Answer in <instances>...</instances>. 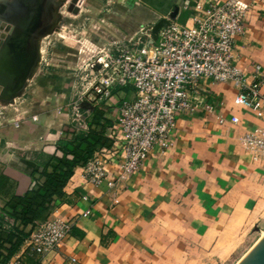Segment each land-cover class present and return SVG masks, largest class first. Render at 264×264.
I'll return each instance as SVG.
<instances>
[{"label": "crops", "instance_id": "crops-1", "mask_svg": "<svg viewBox=\"0 0 264 264\" xmlns=\"http://www.w3.org/2000/svg\"><path fill=\"white\" fill-rule=\"evenodd\" d=\"M87 1L99 9L98 14L101 9L108 12L102 25L109 33L91 30L80 50L58 54L57 71L68 72L79 64L71 66L74 53L79 59L82 51L94 55L116 42L133 40L148 26L168 18L175 7L180 10L177 21L186 24L197 5L208 8L226 0ZM239 4L249 13L244 33L236 40L234 59L253 82V65L264 69V0ZM29 82L12 92L16 85L0 80V213L5 215L3 208L32 190L52 158L61 156L62 149L71 151L81 135L72 131L65 108L72 96V75L59 73L35 89ZM202 84L204 91L193 98L192 110L177 118L175 147L155 152L138 173L119 177L112 171L97 187L78 167L74 170L64 195L51 209L53 216L71 222L72 229L60 250L42 258L26 256L28 264H199L218 240L224 247L230 230L245 225L256 210H264V151H254L248 143L251 134L264 129V115L259 118L252 109L236 105L238 90L233 86ZM134 95L132 89H125L110 107L86 110L89 131L95 110L104 112L100 124L109 129L103 148L112 142L115 104ZM220 116L228 122L220 125ZM233 116L239 118L237 125L229 122ZM231 246L225 257L236 245ZM23 253L21 246L16 255Z\"/></svg>", "mask_w": 264, "mask_h": 264}, {"label": "built area", "instance_id": "built-area-1", "mask_svg": "<svg viewBox=\"0 0 264 264\" xmlns=\"http://www.w3.org/2000/svg\"><path fill=\"white\" fill-rule=\"evenodd\" d=\"M239 3L226 0L208 8L197 5L189 23L176 20L161 30L151 46L143 39H133L116 42L91 56L75 77L71 100L65 105L76 136L89 132L85 104L110 107L116 94L125 89H132L135 95L115 104L118 112L109 134L111 147L100 148L77 168L89 183L103 185L112 171L119 177L133 176L155 152L173 149L177 118L192 110L193 98L204 91L203 82L233 86L238 90L236 105L263 118V66L253 65L254 81L249 82L234 59L236 40L244 33L249 13ZM20 121L14 122L16 127ZM227 122L222 116L218 118L220 125ZM229 122L237 125L239 118L233 116ZM248 143L252 150L264 151V129L251 134ZM114 186V181L108 183L110 189ZM1 217L9 224L4 228L9 229L14 220L3 213ZM71 229V222L49 215L25 240L24 253L3 264H28L26 256L42 258L60 250Z\"/></svg>", "mask_w": 264, "mask_h": 264}, {"label": "rangeland", "instance_id": "rangeland-1", "mask_svg": "<svg viewBox=\"0 0 264 264\" xmlns=\"http://www.w3.org/2000/svg\"><path fill=\"white\" fill-rule=\"evenodd\" d=\"M46 2L47 0H44L43 6H45ZM70 2L71 0H63L58 7H55L53 19L50 20L48 26L38 32L34 39V56L31 66V70L34 69V73L31 78H26V80L30 79L28 85L33 89L47 79L58 77L59 73L66 77L69 74L72 75L73 86H75V77L79 76V71L88 63L92 54L87 55L82 51V56H79L78 59V52L74 53L76 61H72L71 66L76 62L79 64L77 66L75 64L68 69V72L56 70L54 64L57 63V60H60L58 54L80 50L79 45L82 44L83 40L88 39V34H90L91 30L109 33V30L102 25V23H105L106 14L108 13L105 9H101V14L99 13V15V9L95 5L90 6L89 1L86 3L85 0L80 13L74 15L68 12ZM109 29L111 30L112 28ZM24 96L26 95L24 94ZM255 213L257 215L253 214L245 225L235 228L233 231L230 230L224 242V247L219 246L220 240H218L206 252V257L204 256L202 262L199 264H238L264 233V210H256ZM231 244H235L236 246L232 253L225 257L227 248L232 247Z\"/></svg>", "mask_w": 264, "mask_h": 264}, {"label": "water", "instance_id": "water-1", "mask_svg": "<svg viewBox=\"0 0 264 264\" xmlns=\"http://www.w3.org/2000/svg\"><path fill=\"white\" fill-rule=\"evenodd\" d=\"M61 1L47 0L41 11L44 0H0V77L6 85H16L12 92L24 86L32 66L34 39L53 19L55 7ZM84 3L85 0H71L68 12L78 15ZM179 11L175 7L168 18L149 26L134 41L143 39L148 46L153 45L161 30L177 20ZM90 108L91 105H84L85 110ZM239 264H264V237Z\"/></svg>", "mask_w": 264, "mask_h": 264}, {"label": "trees", "instance_id": "trees-1", "mask_svg": "<svg viewBox=\"0 0 264 264\" xmlns=\"http://www.w3.org/2000/svg\"><path fill=\"white\" fill-rule=\"evenodd\" d=\"M103 115L102 109H96L93 122L89 121L88 124L91 130L76 139L78 145L74 143L75 146L73 145L74 148L71 151L62 149V155L54 156L36 178L33 189L24 197L14 198L7 207L3 208L6 216L13 219L14 223L9 229H5L4 225L8 222L4 217L0 219V264L15 256L33 228L49 217L56 201L64 195V187L74 174V170L107 145L104 134L109 128L100 124ZM92 126L95 129L91 128ZM82 145H85V148L80 153L79 149H82ZM111 145L112 142L107 147ZM70 154L74 156L72 160L67 158Z\"/></svg>", "mask_w": 264, "mask_h": 264}, {"label": "bare ground", "instance_id": "bare-ground-1", "mask_svg": "<svg viewBox=\"0 0 264 264\" xmlns=\"http://www.w3.org/2000/svg\"><path fill=\"white\" fill-rule=\"evenodd\" d=\"M42 6H43V5H41V8H40L41 11H42V8H43ZM10 85H11V84H10ZM10 87H11V86H10ZM263 237H264V233L262 234V236L260 237V239L258 240V242H259ZM258 242H257V243H258ZM257 243H256V244H257ZM256 244H255V245H256ZM255 245H254V246H255ZM254 246L252 247V249L254 248ZM252 249H250V251H251ZM250 251H249V252H250ZM249 252H248V253H249ZM248 253H247V254H248ZM247 254H245V256H246ZM245 256H244V257H245ZM244 257H243V258H244ZM243 258H242L241 260H243ZM241 260H240V261H241ZM240 261H239V262H240ZM238 264H239V263H238Z\"/></svg>", "mask_w": 264, "mask_h": 264}]
</instances>
